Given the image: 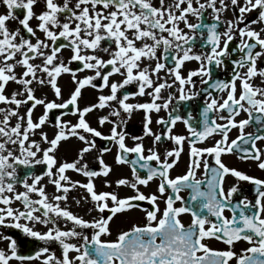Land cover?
I'll use <instances>...</instances> for the list:
<instances>
[{"label": "snow or ice", "instance_id": "1", "mask_svg": "<svg viewBox=\"0 0 264 264\" xmlns=\"http://www.w3.org/2000/svg\"><path fill=\"white\" fill-rule=\"evenodd\" d=\"M0 8V229L42 242L24 255L26 240L0 231V264H264V177L224 161L237 154L264 171V0H0ZM64 75L75 85L67 99ZM86 88L98 95L81 106ZM106 108L93 126L89 116ZM162 110L155 132L152 113ZM134 111H143V134L130 136ZM97 138L117 147L115 162L130 174L114 183L131 194L98 187L102 177L111 188L114 169ZM70 139L80 144L71 159L61 151ZM185 144L186 169L173 175ZM94 151L98 168L87 159ZM77 189L87 215L68 206ZM133 210L142 220L113 228Z\"/></svg>", "mask_w": 264, "mask_h": 264}, {"label": "flooded vegetation", "instance_id": "2", "mask_svg": "<svg viewBox=\"0 0 264 264\" xmlns=\"http://www.w3.org/2000/svg\"><path fill=\"white\" fill-rule=\"evenodd\" d=\"M0 11H3V9L0 8ZM17 14L20 15L21 12L18 10ZM10 24L13 27L18 26L17 21H14V20L10 21ZM197 50H199V49H197ZM64 55H65V57H67L68 53L65 52ZM196 66H197V64L195 61L191 62L188 65V67H190V68H195ZM220 75L223 78V74H220ZM59 83H60V86H61L62 91H63L62 99H67L68 96L70 95L71 91L74 89V86H75L74 82L71 80L70 76L64 75L60 79ZM199 86H200L199 83H197V87H199ZM128 87L130 88V90H135V85H130ZM44 93L49 97V99L54 98L52 91L50 89H44ZM37 94L40 95L41 93L38 92ZM97 95H98V93L94 89H91V88L84 89L82 99L80 100L81 106H84L88 103L95 102ZM136 99L145 100V99H147V97H138ZM130 102H134V101H130ZM196 103L197 102L194 101L192 103V105L189 106L191 108V110L193 111L194 115L198 111V108H196ZM41 111H42V109L38 106V108L36 110L37 115ZM53 111H55L58 114L59 111H65V110H53ZM107 111H109V109L106 108L104 110H96L94 113H92L89 116V119H90V122L92 123V125L98 126L97 120H96L97 115L105 114ZM159 116H164L165 118H167V114L163 110L160 113H155V112L152 113L153 122H152L151 127L153 128V131H155V132H160L163 130L160 125L156 124V119ZM66 118L75 121V117L72 115H68ZM143 123H144L143 111H134L132 113L131 118L128 119L127 126H126V130L128 131L129 135L130 136L142 135L143 134ZM109 127H110V125H105L101 128V131L107 133ZM175 131L184 132V126L182 124H178ZM246 131H254V128H247ZM235 134H236V132L234 130L232 135L234 136ZM126 142L129 145L134 143L130 138H126ZM145 144H146V146H150L151 137H145ZM101 146H106V147L111 148L110 152L104 154V159L108 164H110L113 167L114 171L108 177V179L113 181L111 188H109L103 184V182H102L103 178L102 177L98 178V180H97L98 187L103 188L105 190H118L121 193V195L131 194L132 190L130 188L120 187L119 189H117V186L114 183V181L116 179H118L120 176L130 174L127 165H119L115 162V155L117 152V147L115 145H113L112 143H110L109 141L97 138V149H99ZM172 146L173 145L170 142H168V143L160 145V148H161V150H163L166 148H170ZM200 146H204V145L202 144ZM79 147H80V144L78 141H76L74 139H70L62 147L61 151L67 158L71 159V158L75 157L76 152L78 151ZM184 147H185V150L181 155V159L178 162V165L173 170V175L181 174L186 169V166L188 163V146H187V144H185ZM96 154L97 153L94 151L93 153H90L87 155V159H88L90 167L98 168V164H97V161L95 159ZM224 161L230 166H234V167H237L238 169L247 171L249 174L264 177V171L258 169L254 162L244 161V160L240 159L237 154L225 156ZM69 175H71L73 179H79V180L85 179L83 176L76 174L74 172H69ZM230 181H231V178H230ZM44 182L45 183L47 182L46 179ZM242 183H243V190L245 192H249L251 186L248 185L246 182H242ZM154 189H155V184H153L150 189H143V190L144 191H152ZM52 190H53L52 187L49 186L48 191L51 193ZM182 194L187 195V193H182ZM84 195H86V193L84 192L83 189H77L71 193L69 200L67 202L68 206L70 207V210H72L73 212H76V213L87 215V210L89 207H91V205L87 201H84L81 199V197ZM76 199H81V203L76 204L75 203ZM141 203L147 204V202H141ZM93 215H97V213H93ZM142 218H143V214L139 210H133L130 212H126V213H124L122 215H118L116 217L115 222L113 224V228L114 229L126 228L130 225V223L140 221V220H142ZM182 219L185 222H188L189 217L185 215L182 217ZM62 226H63V224H62ZM35 227L37 229H40V230H45V228H46V226H44L42 224H36ZM0 231H4L7 234L14 235L18 240H21L23 238L22 233L18 229H0ZM23 239L26 240V242L21 243V252L24 255L31 254L32 250L34 248L38 247L42 243L39 241H33L32 238H23ZM210 243L212 244V246H215L218 248L225 247V245L219 241H211ZM0 246H3V245H0ZM243 246H245L244 243L237 244L236 245L237 250ZM53 247H54V250L58 249V246L54 245ZM13 264H19V262H13ZM32 264H39V261H34V262H32Z\"/></svg>", "mask_w": 264, "mask_h": 264}, {"label": "rangeland", "instance_id": "3", "mask_svg": "<svg viewBox=\"0 0 264 264\" xmlns=\"http://www.w3.org/2000/svg\"><path fill=\"white\" fill-rule=\"evenodd\" d=\"M230 15V14H229ZM15 87H17V86H15V85H13V88H15ZM11 90V89H10Z\"/></svg>", "mask_w": 264, "mask_h": 264}]
</instances>
